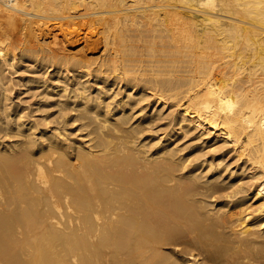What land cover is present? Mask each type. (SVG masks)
Returning <instances> with one entry per match:
<instances>
[{
  "label": "bare ground",
  "instance_id": "obj_1",
  "mask_svg": "<svg viewBox=\"0 0 264 264\" xmlns=\"http://www.w3.org/2000/svg\"><path fill=\"white\" fill-rule=\"evenodd\" d=\"M0 264H264V0H0Z\"/></svg>",
  "mask_w": 264,
  "mask_h": 264
},
{
  "label": "rangeland",
  "instance_id": "obj_2",
  "mask_svg": "<svg viewBox=\"0 0 264 264\" xmlns=\"http://www.w3.org/2000/svg\"><path fill=\"white\" fill-rule=\"evenodd\" d=\"M97 47H98V49H100L99 51L102 50V46H101V44H99V46H97Z\"/></svg>",
  "mask_w": 264,
  "mask_h": 264
}]
</instances>
